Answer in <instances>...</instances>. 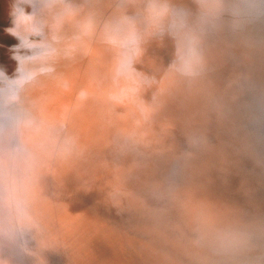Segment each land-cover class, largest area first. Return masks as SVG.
I'll return each mask as SVG.
<instances>
[{"label":"rangeland","instance_id":"374dc122","mask_svg":"<svg viewBox=\"0 0 264 264\" xmlns=\"http://www.w3.org/2000/svg\"><path fill=\"white\" fill-rule=\"evenodd\" d=\"M68 1L71 0H36L37 3L35 5H38L39 8H36L37 11H34V6L30 4V2H27V0H0V41H4L5 43L2 42L4 44H9L6 50H10L7 52H4V49L0 50V73H3V75L1 74L2 76H0V97L2 95L3 98H1V103H3L1 104V107H7L3 112L4 114L7 112L5 115L9 114V111L6 110H9V108L12 110L13 108V111H16L19 118V122L16 125L18 136L15 132H12L13 135L11 134L14 136V139H17L18 146H15L17 142L12 145V141L7 143L8 145L5 144L7 119H3L5 123H1L2 126H0V157L2 161H10V164L13 167L12 172H5V175L4 173L1 175L0 171V176L5 177L4 180L2 179L3 185H0V204L2 203L4 207H7L6 210L8 211L6 219L3 220L4 222H2L0 218V236L7 233V231H12V234H14V232L17 233L23 230H28L36 239L39 238V243H42L43 248L40 249L41 252L44 253L46 245L52 247L53 244H56L57 246H60V251L65 253L62 258L64 260L68 258L69 264H156L158 261L157 264H202V259L198 256L201 249L198 243V241H200L198 236H200L202 237L201 239H204V248L212 252L211 261L207 264H264V0H229L231 6L236 7L233 8L234 10H231L230 3L227 2L228 0H219L217 3L220 5L222 3V5L225 6H220L217 3V5L214 6L215 4H213V7H210V12L212 11L213 14L206 18L205 24L201 30L193 28L194 31L183 30V28L176 25H167L166 23L170 19L169 16L171 15L174 18L175 14L176 16L178 15L177 13L180 9L179 12L191 9V5L196 6L198 9L201 6L206 5V1H209L210 3L213 0H167L171 5L169 4V7L166 8L161 5L159 0H142L141 2L140 0H138V2L136 0V7H131L130 4L131 1H134V3H131L132 5H135V0H126V3H124V1L122 3V0H120V2L117 0L115 2L116 4L114 3L113 6L111 5L113 10L117 11L115 14L120 15L121 13L118 11L121 12L122 10L130 15L131 20L124 19L122 16L123 18L120 20L123 21L124 19L125 24L124 22L115 19L113 20L115 22H113V24L106 23L108 26L105 24L104 26L102 25L105 29L98 24V21H94V25H98H96L97 29L99 26V29H101L97 30L95 28L97 34L93 35L97 36V38L100 36V41H102L103 38L102 43L108 42L109 39L112 40L109 41V43H106V47L101 45V42L99 41V47L101 46V49L103 46L105 49L107 48L106 50L102 49L104 51L101 50L102 54L100 52L102 60L104 59L108 61V58H110L111 55V60L108 62H111L113 60L112 58L117 56V59H115L118 60L119 63L120 61L124 62H121L120 65L126 63L124 66L118 64L120 66L118 68H124V70L127 71L125 74L130 73L127 77L131 78H127L125 81L123 79L124 77L120 76L122 80H118L119 76L115 75L118 76L115 77V80L118 78V81H116L118 83L120 82V85L121 81L123 84H127L129 81L131 83L130 85L133 87L125 84L127 86L126 89L125 85L118 87L119 84L117 83L118 85L115 87L120 90V93L118 94H123L124 96L121 100L106 97L105 100L109 105L111 104L110 106L107 105V102H104L106 105L101 102L102 100L105 101L104 99L94 100V97L96 96L93 97V95H91V97L89 95V97L93 98V100H91L94 101L92 102V104H94L93 106L91 104L92 107L89 105L90 103L88 104V107L91 109H88V115L80 117L84 124H78V129L76 127L73 129V124L66 125L65 120L62 118L61 120L57 117H51L52 115L48 116L49 111L54 112L56 108V105L54 104L56 103L53 101L54 99L51 98V92L47 88L48 81L44 80L49 77H45L46 75L43 74V72L51 69V63L57 58L59 59V55L63 54L65 57L69 54V51L66 50V47L64 46V40L66 41L68 37L71 36L70 34H73V32L78 30L79 32L77 31L76 34H78V36L79 34L82 35L81 37H78L79 40L77 39L78 45L79 43L82 44L85 39L87 40L89 36L91 37V33H89L86 23L79 16V10L82 7L84 0ZM21 3L25 4V9L15 10ZM150 3L152 5H149ZM74 4L77 5L76 9L74 8ZM154 4H156L157 8ZM251 4L255 10L252 9ZM52 6L54 7L52 8ZM64 6L65 9L63 10ZM108 7L110 6H107L106 8ZM159 7L160 13L158 11ZM220 7H223V9ZM255 7H257L258 10ZM49 8L50 11L47 13ZM71 8L73 9L71 10ZM152 8L157 9H153L156 11V13L154 12L155 14H153L155 16L152 15ZM213 8H217L218 13L217 10ZM40 9H45L46 12ZM164 9L171 14H168L169 16H167ZM251 9L252 12L254 11L255 13L252 14ZM59 10L62 12L61 14ZM136 10L138 12H136ZM139 10H143L141 11L142 13ZM147 10L150 11V15ZM225 10L226 12H223ZM63 11L66 12L63 13ZM132 11L135 12V14ZM219 11H221V14ZM248 11L251 14H247ZM145 12L147 13V17L146 15L144 16ZM67 13L70 15L67 16ZM209 13H207V15ZM255 14L258 18H256ZM26 15H29L32 20L34 19V21H32L34 23L31 27L33 29L30 28V30L28 29L26 30L27 32H25L26 36L28 35L26 41L30 40V43L25 42V38L23 41H18V45L22 43L19 47L17 45V40L15 39V34L16 31L20 30L19 24H21L22 28H26ZM140 15L144 16L145 19L140 17ZM260 15L262 16L260 17ZM150 16L153 17V19H151ZM44 17L47 20H45ZM49 17L53 19L50 20ZM64 17L68 18L64 19ZM93 19L97 20V17L94 16ZM163 19L164 21L162 23ZM44 20L50 22V24ZM128 20L132 21V24L131 22L129 23ZM153 20L158 23H153ZM82 21L84 22V26L82 25L83 27H75V23L78 24ZM159 21L161 23H159ZM73 22L75 23L72 25L71 23ZM227 22V27H230L227 28L228 31L232 28L229 33H233V40L236 41V39H238L239 41H236L237 45L234 43L235 41L232 42L233 40L229 43L226 29ZM152 23L154 25H152ZM220 23H222L223 26ZM248 23L252 24V26H249ZM13 24L16 27H13ZM239 24H242L241 27ZM71 25L74 29L71 31L72 33L70 32L72 29ZM109 25H111V27ZM243 25H245V27H243ZM49 26H51L50 29H48ZM116 26L119 28L117 29ZM126 26H130V29H128V27L126 28ZM246 26H249L247 30H245ZM51 28L52 30L54 29V31H52ZM80 28H82V31ZM147 28L150 30L148 31ZM170 28L175 29L174 33L170 32L173 33L174 37H170L168 34ZM67 29L68 32H70L69 35L67 34ZM122 29H125L123 30V33H121ZM225 29L226 32L224 31ZM5 30L6 32H4ZM126 30L128 31L127 34H125ZM145 30L146 32H144ZM62 31L65 32L62 33ZM106 31L110 34L109 36L113 34L108 40L106 39L108 36ZM99 33H103L104 36L106 35L105 38ZM222 34L227 36L226 39L228 40V43ZM83 35L85 36L84 39ZM143 35L145 37H143ZM116 37L117 39H115ZM148 37V42L150 44H155L154 47H146L145 42H141L144 38L147 39ZM80 38L84 41L80 42ZM172 38L175 39L173 43L170 41ZM59 39L61 43L60 41L58 42ZM115 40H117V43L119 42V46L122 42L123 44L118 48ZM31 41L34 42L33 45ZM131 41H134L135 48H132ZM14 42L16 43L13 44ZM140 42L142 44H140ZM77 43H75V46L78 47ZM125 43H127V45L124 46ZM168 45L171 47H168ZM2 46L3 45L0 43V47ZM107 46L114 48H111L110 50ZM126 46H128V48H126ZM48 47L49 49H47ZM12 48H16L14 49L15 53L17 51H24V54L26 53L25 55L28 58L24 60L22 67L24 68L30 63L31 66L36 68L37 72L33 75L29 74V76L35 80V83H38L39 88H37L36 84H28L30 81L27 82L24 79L10 80L11 75L20 72L18 66L20 63L13 65L12 60L16 62L17 59H15L16 55H14L13 50H11ZM117 49H121L123 52H120V50ZM148 49L151 52H149ZM152 49H154V51ZM113 50L116 54L113 53ZM109 51L114 55L111 53L108 55ZM78 52L83 54L84 50L80 49ZM126 52L127 55L123 56L126 61L123 60V57H118V53L122 56L123 54H126ZM135 54L138 55L135 57ZM147 56L152 59L147 58ZM139 59L141 60L140 62ZM40 61L41 63H39ZM143 61L144 63H142ZM129 63H133L132 66H130ZM99 64L104 66L102 62ZM152 64L154 65L151 66ZM147 66L149 68H147ZM118 68L117 70L115 68L116 72L118 71ZM236 68L239 71V68H241L242 71L245 70L244 73L246 72L245 68H248L246 74L248 73V70L250 72L252 70L255 71L251 72L250 75L248 74L249 76L247 75L248 77H246L250 78L247 82H249L251 78L252 80L254 79V85L252 82L247 84L246 79H243L245 75L240 77L239 71H237ZM128 69H130V72H128ZM21 70L25 71L24 69ZM62 71L63 70L60 72ZM155 71V75H146L144 73H155ZM60 72H57V75L61 74ZM233 72H236L235 74L237 76L235 77L239 79L233 77V75H235ZM253 73L255 74L251 75ZM142 76H147V78L151 76L155 80H152V82H142L140 79ZM164 76L167 78H164ZM226 76L228 78L230 77L232 80L230 78L227 79ZM1 77L4 78V80ZM233 78H235V80ZM102 79H104L103 81L107 80L105 76H103ZM240 79L241 82L244 81V84H242L243 82H239ZM8 80L9 83L5 85L4 82ZM228 80L231 83L228 82ZM236 80L239 81L237 82ZM67 81L68 80L65 81V84ZM108 81L109 78L106 81V84L109 85H107L108 88L112 86L114 87L115 83L112 85L109 84L110 82ZM159 81L161 83H159ZM255 81L259 83L262 81L263 84L257 82L256 84ZM232 82L237 83H233L232 85ZM249 84H252L253 86L250 85L248 88L245 87ZM19 86H24L25 91L24 89H21L8 92L11 99L8 94L6 96L5 93L2 92V87L5 89H11ZM115 87L113 89H116ZM140 87L143 90H141ZM131 89L132 92L130 94L134 93L133 95H137V93H139L138 95L140 96L137 95L138 98L136 100L138 102L136 100L129 101L128 103L131 104L129 107L127 99L125 102V98H127L125 97V94L126 91ZM133 89L134 91H140L135 93ZM142 91L144 93H142ZM42 92H45V95L50 92L47 95V99ZM13 94L15 96H13ZM39 94L41 97L38 100V97L40 96ZM31 95H33V97ZM34 95L35 97L37 96V99L34 98ZM12 98L15 100L13 101ZM43 98L44 100H41ZM30 99H33L35 102ZM96 100L100 103L96 102ZM16 101H18V104L20 105H18ZM41 101H45L46 106L41 105ZM135 102L141 105L142 108L139 109ZM112 103H115V105H112ZM95 104H97L96 107ZM123 105L124 107H122ZM12 106H14L15 109ZM35 106H37L36 109L34 108ZM40 106H43V112H41L42 108ZM48 106H51L52 109ZM136 107L137 109H135ZM117 108L119 110H117ZM156 108L158 112H156ZM130 109L133 110L131 111ZM44 111H47L45 112L47 115ZM95 111L98 115L94 114ZM105 111L106 113L108 112L106 116L107 118L105 117ZM122 111L124 115L122 114ZM99 112L101 113L99 114ZM37 113L38 115L42 113L43 118L42 116H38ZM116 113H118L117 115L119 117ZM120 113L123 116H121ZM111 114H113L112 117L110 116ZM127 114H130L131 116H128ZM139 114L140 118H138ZM124 116L125 118L129 117L131 119H125L123 118ZM90 117H92L95 122H93V119ZM108 118L111 120L109 121ZM56 120H60L62 123L60 127L62 128L61 131H66L62 133L60 131L61 134H59L63 136L64 141H61L62 136L61 138L58 137V133H55V135L51 132L52 127L50 126V122ZM102 120L104 122L100 125ZM76 121H79V118H77ZM142 121H144V124ZM112 122L116 123L112 125ZM139 122L141 124H139ZM93 123L96 125H93ZM86 125L89 129H87L88 127ZM91 127L92 129H90ZM94 127L97 130L94 129ZM132 127L136 129H133ZM98 130L100 131L98 132ZM82 131H86V134L82 133ZM75 132L78 134H75ZM160 134L162 135L160 136ZM83 135H85L86 139ZM72 136L80 137V140L82 141L77 139V137L73 138ZM134 140H136V142H134V144L130 143L132 145L130 150L124 152L121 148V146L124 148V142L128 143ZM159 140L161 141L159 142ZM120 142L123 143L120 144ZM80 146H83V148ZM133 146L137 149L136 151L132 150ZM46 149L49 151L46 152ZM12 154L16 156L17 159H13L15 157H13ZM117 164H119V166H117ZM93 167L96 170H94ZM16 172L18 173L17 177L15 176ZM202 172L212 174L219 187L217 191L219 192L220 201L216 204L215 218L217 220L212 221L214 224L208 221L205 213V218H202V220L200 219L201 216H199V214H202L203 210L200 207L201 205L198 204V201H196V199L199 198L196 195L188 193V190H194L195 187L200 185L201 182L199 181L198 176H200ZM93 178L94 181L92 180ZM46 181L50 183V186L56 188V194H48V192H44L45 188L42 190ZM12 185H14V188H12ZM155 188H157V191L159 192L154 193L157 197L154 199L159 200L160 204L152 206L150 204L152 198L149 199L152 196L149 193H152L151 191ZM2 189H4V191H1ZM105 190H108V193ZM105 193H107L108 196H106ZM109 193L112 194L110 195ZM170 195L175 196V198L180 199V201H174V203L170 205ZM80 196H92L93 200L88 201V203H78L77 201ZM111 196H115L116 198ZM99 197H104L106 199L104 200V198ZM146 197L149 198L146 199ZM111 198H113V200ZM108 199L110 200L108 201ZM114 201L116 204H114ZM117 204L119 207H114ZM132 204H135V206H132ZM148 206L152 207L153 210ZM139 207L140 209H138ZM190 207L193 209H189ZM195 207H197V210ZM106 209L109 210L107 211ZM208 209L210 210L211 208ZM39 210L41 211L40 213ZM42 211L44 212L42 213ZM134 211H136L137 215ZM47 217H52V221L50 222V218ZM126 218L127 220H125ZM155 218L159 220V226H156V230L164 237H161L154 232L155 225L152 222V219ZM167 221H169L170 226L165 224ZM195 221H203V223L207 222L206 225L209 223L208 226L212 223V229H210V231L207 229L206 232L198 230ZM173 230L175 231L174 236ZM119 231H122V233ZM207 232L210 233L208 234ZM48 239H51L52 242H50V244L44 243V241ZM161 239L164 240L160 241ZM157 244L160 246L157 247ZM161 246L163 247L160 248ZM172 250L174 251L172 252Z\"/></svg>","mask_w":264,"mask_h":264},{"label":"bare ground","instance_id":"6f19581e","mask_svg":"<svg viewBox=\"0 0 264 264\" xmlns=\"http://www.w3.org/2000/svg\"><path fill=\"white\" fill-rule=\"evenodd\" d=\"M51 1V0H50ZM72 1V0H71ZM71 1H68V2H71ZM75 1V0H74ZM73 1V2H74ZM77 1V0H76ZM117 0H84V3L82 4V7L80 8V10H79V16L81 17V19L86 23V25H87V27H88V30H89V33H91V37L89 36H87L88 37V39L86 40L85 39V41L84 40H81V38H80V42L81 41H84V42H82V44H80L79 43V45H78V43H77V39L79 40V38L78 37H81L82 35L81 34H79V36H78V34H76V32L78 31H75V32H73V34H70V32L71 31H73L74 29H73V24L75 23V22H73V23H71L72 25V29L70 30V32H68V29H67V34L69 35H71L70 37H68V39L65 41L64 40V46L66 47V50H68L69 51V54H67L65 57H64V55L62 54V55H59V54H57V55H59V59L57 58L56 60H54L52 63H51V69L50 70H47V71H45V72H43V74H45L46 76L45 77H49L48 79L47 78H45L44 80H46V81H48V86H47V88L49 89V91L51 92V98H53L54 100L53 101H55V103L56 104H54V105H56V108H55V110H54V112L53 111H49V113H48V116H50V115H52L51 117H57V118H62V119H64L65 120V124L66 125H71V124H73V129L76 127L77 129H78V124H80V125H82V124H84L83 123V120H81L80 119V117H83V116H85V115H88V109H91V108H89L88 106L90 105L91 106V104H92V102H94V101H92L93 100V98H91L92 96L91 95H93V97L94 96H96V97H94V100L95 99H104L105 100V98L107 97V98H110V99H112V98H115V99H117V100H121L122 98H123V94H121V95H119L118 93H120V90H118L116 87H117V85L120 83H118L117 81L118 80H120L121 79V77L120 76H122V77H124L123 79L126 81V79L127 78H129V77H127L128 75H130V73H128V74H125V72H127V71H125L124 70V68H118V67H120V66H122V65H120L121 64V62L122 61H120V63L118 62V60H116L117 58V56L114 58H112L113 60L111 61V62H108L109 60H111V55H110V51L108 52L109 54L108 55H110V58H108V61H106V60H102V55H100V52H101V50L102 49H104V50H106L105 49V47H106V43H109V41H112L111 39H109L108 40V38H110V37H112V35L111 36H109L110 34H108L107 33V31H106V34H108V36L106 37V39L108 40V42H103V43H105V44H103L102 43V41H103V38H102V41H100V39H99V37L97 38V36H95L96 34H97V31H96V29H97V27H96V25H94V21H98V24L101 26V27H103L104 26V24L106 25V23H112L113 24V20H120V19H122L123 17H124V19H130V15L128 14V13H126V12H124V11H122L121 10V12L120 11H118L119 13H121L120 15H117V14H115L117 11H114L113 10V8L111 7V5L113 6V4L116 2ZM123 1H124V3H126V0H122L121 2L123 3ZM129 1V0H128ZM142 0H140V2H141ZM147 1V0H146ZM152 1V0H151ZM171 1V0H170ZM184 1V0H183ZM219 0H213L212 1V5L213 4H215L214 6H216L217 4L218 5H220L219 3H217ZM226 1V0H225ZM225 1H224V3H225ZM236 1H238V0H236ZM243 1V0H242ZM248 1V0H247ZM256 1V0H255ZM80 2V1H79ZM119 2H120V0H119ZM132 2V1H131ZM130 2V4H131V7H136L137 5V3H136V0H135V5H132V3H134V1L131 3ZM137 2H138V0H137ZM159 2L161 3V5L163 6V7H169V4L171 5V3L170 2H168L167 0H159ZM177 2V1H176ZM228 3H230V1L228 0L227 1ZM232 2V1H231ZM252 2V1H251ZM254 2V1H253ZM37 3V2H36ZM48 3V2H47ZM76 3V2H75ZM82 3V2H81ZM118 3V2H117ZM149 3V2H148ZM152 3V2H151ZM149 4V5H152V4ZM154 3V2H153ZM182 3V2H181ZM217 3V4H216ZM220 3H221V1H220ZM241 3V2H240ZM248 3V2H247ZM38 4H40V3H38ZM69 4H71V3H69ZM116 4V3H115ZM140 4V3H139ZM138 4V5H139ZM173 4V3H172ZM175 4V3H174ZM235 4V3H234ZM250 4V3H249ZM249 4H248V6H249ZM253 4V3H252ZM252 4H251V7H252V9H253V6H252ZM255 4H256V2H255ZM255 4H254V6H255ZM49 5V4H48ZM67 5V4H66ZM75 5V4H74ZM141 5V4H140ZM144 5V4H143ZM142 5V6H143ZM148 5V4H147ZM146 5V6H147ZM155 6H156V4H154ZM153 5V6H154ZM177 5H178V3H177ZM211 5V8L213 7ZM257 5H258V3H257ZM256 5V6H257ZM73 6V5H72ZM76 6L77 5H75V9H76ZM79 6V5H78ZM107 6H110V7H108V8H106ZM117 6V5H116ZM128 6V5H127ZM220 6H223L222 5V3H221V5ZM225 6V5H224ZM223 6V7H224ZM230 6H231V3H230ZM247 6V7H248ZM44 7V6H43ZM48 7H50V6H48ZM47 7V8H48ZM54 6H52V8H53ZM70 7H71V5H70ZM69 7V8H70ZM126 7V6H125ZM125 7H123V8H125ZM139 7V6H138ZM137 7V8H138ZM145 7V6H144ZM143 7V8H144ZM150 7V6H149ZM223 7L221 8V9H223ZM235 6H231V10L234 8ZM46 8V7H45ZM67 8H68V6H67ZM122 8V9H123ZM140 8H141V6H140ZM155 8V7H154ZM154 8H152V15L153 14H155L156 13V11H154V10H157V9H154ZM156 8H157V6H156ZM228 9H230L229 7H227ZM236 8V7H235ZM238 8V7H237ZM256 9H257V7H255ZM258 8H259V6H258ZM55 9H56V7H55ZM65 9V6H64V8H63V10ZM73 8H71V10H72ZM103 9V10H102ZM128 9V8H127ZM136 9V8H135ZM139 9V8H138ZM147 9V8H146ZM154 9V10H153ZM162 9V8H161ZM213 9H215V8H213ZM226 9V8H225ZM239 9V8H238ZM252 9H251V12H252ZM262 9V8H261ZM260 9V10H261ZM40 10H43V9H40ZM47 10V9H46ZM70 10V11H71ZM115 10H117V9H115ZM133 10V9H132ZM149 10H150V8H149ZM165 10V9H164ZM181 10V9H180ZM180 10H178V12L180 11ZM183 10V9H182ZM215 10H217V8L215 9ZM230 10V11H231ZM234 10V9H233ZM241 10V9H240ZM247 10H248V8H247ZM253 10H255V9H253ZM258 10V9H257ZM256 10V11H257ZM44 12H46L45 11V9L43 10ZM50 11V8L47 10V13ZM53 11V10H52ZM52 11H51V13H52ZM56 11V10H55ZM69 11V10H68ZM128 11V10H127ZM129 11H130V8H129ZM135 11V10H134ZM140 12L141 11H143V10H139ZM148 11V10H147ZM159 13H160V7H159ZM166 11V10H165ZM242 11V10H241ZM42 12V11H41ZM59 12H60V10H59ZM58 12V13H59ZM64 12H66V11H63V13ZM78 12V11H77ZM133 12V11H132ZM136 12H138L137 10H136ZM139 12V13H140ZM150 11H148V13H149ZM155 12V13H154ZM169 12V11H168ZM167 11H166V13H167V16H169L170 14L168 13ZM221 11H219V13H220ZM223 12H226V10L225 11H223ZM261 12V11H260ZM12 13H14V12H12ZM43 13V12H42ZM56 13V12H55ZM62 12H60V14H61ZM75 13V12H74ZM105 13V14H104ZM118 13V14H119ZM134 14H135V12H133ZM139 13H136V14H139ZM142 13V12H141ZM162 13V12H161ZM165 13V12H164ZM217 13H218V10H217ZM216 13V14H217ZM228 13V12H227ZM250 12L248 11V13L247 14H249ZM253 13H255L254 11L252 12V14ZM258 13V12H257ZM46 14V13H45ZM78 14V13H77ZM103 14V15H102ZM106 14H107V16H106ZM134 14H131V15H134ZM147 13L145 12V14H144V16L146 15ZM151 13H149V15H150ZM169 14V15H168ZM221 14V13H220ZM224 14V13H223ZM222 14V15H223ZM246 14V13H245ZM251 14V13H250ZM262 14V13H261ZM50 15V14H49ZM48 15V16H49ZM57 15V14H56ZM68 15H70V14H68L67 13V16ZM142 15V14H141ZM140 15V17H143L144 18V16H141ZM151 15V16H152ZM156 15H159V14H156ZM162 15V14H161ZM161 15H160V17H161ZM217 15H219V14H217ZM228 15V14H227ZM263 15V14H262ZM262 15H260V17L262 16ZM46 16V15H45ZM51 16V15H50ZM54 16H55V14H54ZM59 16H61V15H59ZM97 17V20H95V19H93V17ZM123 16V17H122ZM138 16V15H137ZM150 16V17H151ZM153 16H155V15H153ZM221 16V15H220ZM225 16V15H224ZM248 16V15H247ZM255 16H256V18H258V16L255 14ZM27 19L25 20V24H27V26H26V28H22V26H21V24H19V27H20V30H18V31H16V34H15V39L17 40V45H18V41H23L25 38V42H29L30 43V40L29 41H26L27 40V38H28V35L26 36V33L25 32H27L26 30H30V28L32 27V24L34 23V22H32V21H34V19L32 20L31 19V17L29 16V15H26L25 16ZM53 17V16H52ZM146 17H147V15H146ZM150 17H149V19H150ZM169 17H172L171 15L169 16ZM175 17H176V14H175ZM226 17V16H225ZM229 17V16H228ZM227 17V18H228ZM230 17H231V14H230ZM246 17V16H245ZM45 18V17H44ZM50 18V17H49ZM48 18V19H49ZM55 18V17H54ZM66 18H68V17H66ZM65 17H64V19H66ZM136 18V17H135ZM142 18V19H143ZM163 18V17H162ZM168 18V17H167ZM51 19H53V18H50V20ZM58 19V18H57ZM124 19H123V21L122 20H120V21H122V22H124V24H125V21H124ZM141 19V20H142ZM145 19V18H144ZM151 19H153V17H151ZM156 19H157V17H156ZM155 19V20H156ZM165 19V18H164ZM164 19L162 20V23H163V21H164ZM169 19V18H168ZM174 19V18H173ZM229 19H231V18H229ZM246 19V18H245ZM244 19V20H245ZM45 20H47L46 18H45ZM44 20V21H45ZM55 20V19H54ZM72 20V19H71ZM131 20V19H130ZM130 20H128L129 21V23L131 22V24H132V21H130ZM136 20H137V18H136ZM226 20V19H225ZM248 20V19H247ZM259 20V19H258ZM49 21V20H48ZM76 21H78V20H76ZM81 22V23H75L76 24V26L75 27H77V26H80V27H83L84 25V22ZM150 21V20H149ZM148 21V22H149ZM157 21H158V19H157ZM157 21H155L154 22V20H153V23H155L156 24V22ZM169 21V20H168ZM241 21H242V19H241ZM19 22H22V21H19ZM45 22H47V21H45ZM52 22V21H51ZM69 22H70V20H69ZM69 22H68V24H69ZM127 22V21H126ZM136 22H138V21H136ZM141 22V21H140ZM143 22H145V21H143ZM152 22V21H151ZM214 22V21H213ZM217 22H219V21H217ZM230 22V21H229ZM240 22V21H239ZM243 22V21H242ZM249 22V21H248ZM48 24H50V22H47ZM47 23H45V24H47ZM53 23V22H52ZM51 23V24H52ZM115 23V22H114ZM128 23V22H127ZM146 23V22H145ZM152 23V25H154ZM158 23V22H157ZM159 23H161L160 21H159ZM222 23H223V21H222ZM222 23H220L222 26H223V24ZM59 24V23H58ZM65 24V23H64ZM133 24H135V23H133ZM139 24V23H138ZM151 24V23H150ZM236 24V23H235ZM249 24V23H248ZM248 24H245V25H248ZM260 25H262L261 23H259ZM258 24V25H259ZM56 25V24H55ZM83 25V26H82ZM103 25V26H102ZM116 25V24H115ZM120 25V24H119ZM118 25V26H119ZM126 25H129V24H126ZM137 25V24H136ZM140 25V24H139ZM144 25V24H143ZM158 25V24H157ZM160 25V24H159ZM227 25H228V22H227V24H226V29L227 28H230V27H227ZM242 25V24H241ZM241 25L239 24V26L241 27ZM245 25H243V27H245ZM35 26V25H34ZM46 26V25H45ZM44 26V27H45ZM59 26V25H58ZM98 26V25H97ZM99 26V27H100ZM106 26H108V25H106ZM110 27H111V25H109ZM122 26V25H121ZM130 26H132V25H130ZM130 26L128 27V26H126V28L128 27V29H130ZM161 26V25H160ZM159 26V27H160ZM221 26V27H222ZM230 26V25H229ZM249 26H252V24H249ZM248 26V27H249ZM13 27H16L14 24H13ZM18 27V28H19ZM40 27V26H39ZM50 27L51 26H49V28L48 29H50ZM99 27H98V29H99ZM109 27V28H110ZM125 27V26H124ZM135 27V26H134ZM145 27V26H144ZM144 27H143V29H144ZM148 27V26H147ZM164 27V26H163ZM180 27V26H179ZM220 27V26H219ZM247 26H246V29L245 30H247V28H248ZM260 27V26H259ZM53 28V27H52ZM52 28H51V30H52ZM55 28V27H54ZM58 28V27H57ZM85 28V27H84ZM96 28V29H95ZM104 28V27H103ZM116 28L118 29L119 27H117L116 26ZM121 28H123V27H121ZM125 28V29H126ZM132 28V27H131ZM137 28V27H136ZM151 28V27H150ZM165 28V27H164ZM8 29V28H7ZM31 29H33V28H31ZM56 29V28H55ZM77 29V28H76ZM81 29V31H82V28H80ZM79 29V30H80ZM97 29V30H98ZM101 29V28H100ZM99 29V30H100ZM105 29V28H104ZM110 29H112V28H110ZM124 29V30H125ZM145 29H146V27H145ZM154 29H155V26H154ZM226 29L224 30L225 32H226ZM250 29V28H249ZM248 29V30H249ZM261 29V28H260ZM36 30V29H35ZM46 30H47V28H46ZM64 30V29H63ZM107 30V29H106ZM139 30H141V29H139ZM147 30H148V28H147ZM150 30V29H149ZM148 30V31H149ZM152 30H153V27H152ZM232 30V28L231 29H229V31H231ZM241 30H243V29H241ZM244 30V31H245ZM52 31H54V29L52 30ZM51 31V32H52ZM57 31H60V30H57ZM116 31V30H115ZM229 31H228V29H227V35H228V40H229V43H230V41L231 40H233V33L231 34V32L229 33ZM65 32V31H64ZM63 31H62V33H64ZM79 32V31H78ZM99 32H104V31H99ZM127 30H126V33L125 34H127ZM136 32V31H135ZM144 32H146V30L144 31ZM144 32H142V33H144ZM242 32V31H241ZM36 33V32H35ZM45 33H46V31H45ZM48 33V32H47ZM72 33V32H71ZM110 33V32H109ZM121 33H123V29L121 30ZM224 33V32H223ZM245 33V32H244ZM14 34V33H13ZM28 34V33H27ZM30 34V33H29ZM84 34V33H83ZM93 34H95V35H93ZM99 34H101V33H99ZM131 34V33H130ZM133 34V33H132ZM229 34H231V35H229ZM247 34H248V32H247ZM11 35V34H10ZM45 35H47V34H45ZM49 35V34H48ZM51 35H52V33H51ZM60 35V34H59ZM86 35V34H85ZM90 35V34H89ZM103 35V33L101 34V36ZM123 35V34H122ZM121 35V36H122ZM134 35V34H133ZM145 35V34H144ZM143 35V37H145ZM148 35V34H147ZM223 35V34H222ZM222 35H220V36H222ZM225 35V34H224ZM223 35V36H224ZM31 36V35H30ZM58 36V35H57ZM61 36H63V35H61ZM106 36V35H105ZM105 36L103 35V37L105 38ZM231 36V37H230ZM264 36V35H263ZM48 37V36H47ZM51 37V36H50ZM84 35H83V39H84ZM120 37V36H119ZM124 37V36H123ZM158 37H160V36H158ZM225 38V40L227 41V43H228V40L226 39V37L227 36H224ZM61 38V37H60ZM120 38H122V37H120ZM127 38V37H126ZM130 38V37H129ZM134 38V37H133ZM149 38V37H148ZM230 38H232V39H230ZM234 38H236V37H234ZM239 38V37H238ZM31 39V38H30ZM58 39V38H57ZM64 39H66V38H64ZM115 39H117V37L115 38ZM125 39V38H124ZM123 39V40H124ZM132 39V38H131ZM142 39V38H141ZM145 39V38H144ZM223 39V38H222ZM63 40V39H62ZM126 40V39H125ZM124 40V41H125ZM128 40V39H127ZM140 40V39H139ZM158 40V39H157ZM164 40V39H163ZM60 41V39L58 40V42ZM101 43H100V42ZM118 41H119V39H118ZM137 41V40H136ZM143 41L144 40H142L141 42L143 43ZM155 41H156V38H155ZM222 41H224V40H222ZM225 41V42H226ZM235 40H233L232 42H234ZM236 41H238V39H236ZM234 42V43H236V45H237V42ZM36 42V41H35ZM50 42H51V40H50ZM55 42V41H54ZM127 42V41H126ZM132 42V41H131ZM140 42V44H142ZM239 42V41H238ZM243 42V41H242ZM60 43H61V41H60ZM75 43H77V45H78V47L77 46H75ZM98 43V44H97ZM101 45H104L103 47H102V49L99 47V45L100 44ZM111 43V42H110ZM117 43V42H116ZM119 43V42H118ZM117 43V45H118V48L121 46V44H123V42L120 44V46H119V44ZM129 43H130V40H129ZM167 43V42H166ZM22 44V43H21ZM20 44V45H21ZM139 44V43H138ZM240 44V43H239ZM20 45H18L19 47H20ZM30 45V44H29ZM32 45H33V43H32ZM31 45V46H32ZM36 45V44H35ZM60 45V44H59ZM109 45V44H108ZM125 45H127V43H125L124 44V46ZM144 45V44H143ZM143 45H141V46H143ZM167 45V44H166ZM225 45V44H224ZM233 45H235V44H233ZM16 46V45H15ZM28 46V45H27ZM110 46H111V44H110ZM114 46V45H113ZM159 46H160V44H159ZM170 45H168V47H169ZM13 47V46H12ZM34 47V46H33ZM52 47H53V45H52ZM108 47V46H107ZM171 47V46H170ZM111 48H114V47H111ZM111 48L110 47H108V49H110L111 50ZM116 48V47H115ZM122 48H123V46H122ZM125 48V47H124ZM126 48H128V46H126ZM131 48V47H130ZM133 48V47H132ZM47 49H49V47L47 48ZM60 49H61V47H60ZM84 50V53L82 54V53H80V52H78L79 50ZM141 49H143V48H141ZM145 49V48H144ZM237 49V48H236ZM77 50V51H76ZM104 50H102V51H104ZM117 50H120V52H123V50L121 51V49H117ZM126 50H128V49H126ZM135 50V49H134ZM149 50V49H148ZM153 51H154V49H152ZM34 51V50H33ZM58 51V50H57ZM137 51V50H136ZM139 51V50H138ZM143 51V50H142ZM238 51V50H237ZM240 51H241V48H240ZM107 52V51H106ZM116 52V51H115ZM128 52V51H127ZM127 52H126V54H121L122 56H120L119 55V53H118V57H123V56H125V55H127ZM145 52H148V51H145ZM149 52H151L150 50H149ZM12 53V52H11ZM19 53H21V54H19ZM113 53H114V50H113ZM125 53V52H124ZM134 53V52H133ZM139 53V52H138ZM239 53H241V52H239ZM17 54V55H16ZM26 54V53H25ZM25 54H24V51H17L16 53L14 52V55H16L15 57V59H17L16 60V62L15 61H13L12 60V62H13V65H15V64H18V63H20V64H18V66H19V70H20V72L19 73H17V74H14V75H11L10 76V80H26L27 82L28 81H30L28 84H30L31 83V85L33 84H36L37 85V88H39L38 87V83H35V80H33L32 78H31V76H29V74H35L36 72H37V70H36V68L35 67H33V66H31V64L29 63V65L27 66L26 65V67H22L23 66V64H24V60L25 59H27L28 57L27 56H25ZM101 54H102V52H101ZM112 54V53H111ZM114 54H116V53H114ZM114 54H112V55H114ZM263 54V53H262ZM261 54V55H262ZM56 55V54H55ZM99 55V56H98ZM105 55H107V54H105ZM132 55V54H131ZM138 54H135V57L137 56ZM145 55V54H144ZM146 55H148V54H146ZM44 56V55H43ZM101 56V57H100ZM128 56H129V54H128ZM106 57V56H105ZM134 57V58H135ZM155 57V56H154ZM159 57V56H158ZM262 57V56H261ZM30 58H32V57H30ZM49 58V57H48ZM139 58V57H138ZM147 58H150V59H152L151 57H148L147 56ZM9 59V58H8ZM98 59V60H97ZM100 59V60H99ZM107 59V58H106ZM120 59V58H119ZM133 59V58H132ZM143 59V58H142ZM157 59V58H156ZM246 59V58H245ZM4 60H6V59H4ZM123 60H125L124 59V57H123ZM128 60V59H127ZM135 60V59H134ZM32 61V60H31ZM52 61V60H51ZM108 62V63H106V62ZM126 61V60H125ZM133 61V60H132ZM141 60L139 59V62H140ZM153 61V60H152ZM157 61V60H156ZM6 62V61H5ZM103 63L104 64V66H101V64H99V63ZM131 62V61H130ZM145 62H146V59H145ZM158 62V61H157ZM241 62V61H240ZM39 63H41V61L39 62ZM48 63H50V62H48ZM122 63H124V62H122ZM136 63V62H135ZM142 63H144V61L142 62ZM153 63H155V62H153ZM22 64V65H21ZM102 64V65H103ZM120 66H119V65ZM126 64V63H125ZM124 64V65H125ZM130 64V66H132V64L133 63H129ZM128 64V65H129ZM118 65V66H117ZM123 65V66H124ZM150 65V64H149ZM154 64H152L151 66H153ZM156 65V64H155ZM3 66H5V65H3ZM129 66V67H130ZM223 66V65H222ZM115 68H116V70H117V68H118V71L116 72V70H115ZM147 68H149L148 66H147ZM147 68H146V70H147ZM158 68V67H157ZM225 68V67H224ZM21 69H24L25 71H23V70H21ZM133 69V68H132ZM141 69V68H140ZM237 69V68H236ZM240 69V71L237 69V71H239V76L241 77L242 75L244 76L245 75V77L243 78L244 80L246 79V82H247V80H249L250 78H246V77H248L249 75H250V73L251 72H255V71H249L248 70V73L246 74V72H247V69L248 68H245L246 69V72L244 73V71L245 70H243L242 71V69L241 68H239ZM7 70V69H6ZM42 70V69H41ZM61 70H63L62 72H60ZM251 70V69H250ZM259 70V69H258ZM2 71V70H1ZM9 71V70H8ZM7 71V72H8ZM44 71V70H43ZM132 71V70H131ZM142 71V70H141ZM152 71V70H151ZM236 71V72H237ZM242 71V72H241ZM6 72V71H5ZM4 72V73H5ZM26 72V73H25ZM57 72H60L61 74H58L57 75ZM128 72H130V69H128ZM143 72V71H142ZM162 72V71H161ZM235 72V73H236ZM28 73V74H27ZM116 73V74H115ZM146 75H155L156 74V71H155V73H153V72H144ZM234 72H233V74H235ZM242 73H244V74H242ZM262 73V72H261ZM260 73V74H261ZM6 74V73H5ZM28 76H27V75ZM104 74V75H103ZM133 74V73H132ZM132 74H131V76H132ZM163 74V73H162ZM237 74H238V72H237ZM241 74V75H240ZM249 74V75H248ZM255 73H253V74H251V75H254ZM2 75H3V73H2ZM1 74H0V76H2ZM114 75V76H113ZM115 75H118L119 76V79L118 78H116V80H115V77H118V76H115ZM159 75V74H158ZM248 75V76H247ZM36 76V75H35ZM103 76H105L106 77V79L108 80V78H109V81L108 82H110L109 84H114V87L116 88V89H113L114 87L112 86V87H110V88H108V84H106V81H103L104 79H102V77ZM235 76H237L236 74L235 75H233V77H235ZM242 76V77H243ZM39 77V76H38ZM151 77V76H150ZM150 77H148L147 78V76H142L140 79H141V81L142 82H152V80H155L154 78H150ZM158 77V76H157ZM160 77V76H159ZM161 77H162V75H161ZM160 77V78H161ZM166 76H164V78H165ZM227 77V76H226ZM2 78V77H1ZM37 78V77H36ZM131 78V77H130ZM129 78V79H130ZM135 78V77H134ZM133 78V79H134ZM167 78V77H166ZM230 78V77H229ZM228 77H227V79H229ZM236 78V77H235ZM235 78H233L234 80H235ZM3 80H4V78H2ZM132 79V80H133ZM162 79V78H161ZM231 79V78H230ZM236 79H239V78H236ZM66 80H68L67 82H66V84H65V81ZM122 80V79H121ZM123 80V81H124ZM232 80V79H231ZM25 81V82H26ZM116 81V82H115ZM140 81V82H141ZM160 81H162V80H160ZM159 81V83H161ZM237 81V80H236ZM239 81V80H238ZM237 81V82H238ZM253 81H254V79L252 80V78H251V80L249 81L250 83L252 82L253 83ZM7 82V83H6ZM22 82V81H21ZM24 82V81H23ZM105 84H104V83ZM154 82V81H153ZM228 82H230L229 80H228ZM236 82V83H237ZM240 83H242V84H244V81H242L241 82V79H240V81H239ZM249 82H247V84L249 83ZM257 81H255V83H256ZM261 83H259V82H257V83H259V84H263L262 83V81H260ZM9 83V80L8 81H5L4 82V84L6 85V84H8ZM118 83V84H117ZM133 83V82H132ZM231 83V82H230ZM233 83H235V82H232V85H233ZM235 83V84H236ZM240 83H238V84H240ZM256 83V84H257ZM15 84H17V83H15ZM126 84V83H125ZM125 84H123L122 83V81H121V85L119 84V86L118 87H121V86H123V85H125ZM128 85H130L131 83L128 81V83H127ZM126 84V85H127ZM154 84V83H153ZM227 84V83H226ZM237 84V85H238ZM255 84V85H256ZM2 85V84H1ZM108 85V86H107ZM125 85V87H126V89H127V86ZM133 85V84H132ZM146 85V84H145ZM149 85V84H148ZM148 85H147V87H148ZM151 85V84H150ZM161 85V84H160ZM241 85V84H240ZM253 86L254 85V83H253V85L252 84H249V85H247V86H245V87H247L248 88V86ZM3 86V85H2ZM137 86V85H136ZM143 86V85H142ZM153 86V85H152ZM241 86H243V85H241ZM1 87V86H0ZM42 87V86H41ZM56 87V88H55ZM130 87H133V86H131L130 85ZM138 87H139V82H138ZM145 87V86H144ZM25 87L24 86H19V87H17V88H8V89H5L4 87H2V92L3 93H5V95L7 96V94H8V96H9V93L8 92H11V91H16V90H21V89H24ZM34 88V87H33ZM141 88V87H140ZM46 89V88H45ZM124 89V88H123ZM130 89V88H129ZM33 90V89H32ZM137 90V89H136ZM141 90H143L142 88H141ZM257 90V89H256ZM0 91H1V89H0ZM24 91H25V89H24ZM116 91H117V93H116ZM133 91H134V89H133ZM138 91H140V90H138ZM138 91H134L135 93H137ZM258 91V90H257ZM47 92V91H46ZM49 92V93H50ZM132 92V89L131 90H129V91H126V94H125V97H127V98H125V102H126V99L128 100L127 101V103L130 101H135L138 97H137V95L139 94V93H137V95H133L134 93H132V94H130ZM14 93H16V92H14ZM39 93V92H38ZM38 93H37V95H38ZM43 93V92H42ZM45 93V92H44ZM43 93V95L44 96H46V99H47V95L49 94H47V95H45ZM124 93V92H123ZM142 93H144L143 91H142ZM252 93V92H251ZM258 93V92H257ZM259 93H260V91H259ZM23 94V93H22ZM24 94H25V92H24ZM33 94V93H32ZM40 95V94H39ZM43 95H42V97H43ZM49 95V96H50ZM85 95V96H84ZM89 95L91 96V97H89ZM143 95V94H142ZM257 95V94H256ZM255 95V96H256ZM259 95V94H258ZM262 95V94H261ZM5 96V97H6ZM13 96H15L14 94H13ZM32 97H33V95H31ZM83 96V97H82ZM138 96H140V95H138ZM31 97V98H32ZM41 97V95L38 97V100H39V98ZM82 97V98H81ZM6 98H8V97H6ZM5 98V99H6ZM9 98L11 99V97L9 96ZM21 98V97H20ZM34 98L35 99H37V96L35 97V95H34ZM45 98V97H44ZM44 98L43 99H41V100H44ZM50 98V99H51ZM141 98V97H140ZM260 98H261V96H260ZM259 98V99H260ZM3 99V98H2ZM13 99V98H12ZM18 99V98H17ZM22 99V98H21ZM21 99H20V101H21ZM46 99H45V101H46ZM48 99H49V97H48ZM81 101H80V100ZM92 99V100H91ZM109 99V100H110ZM263 99H264V97H263ZM8 100V99H7ZM15 99H13V101H14ZM28 100V99H27ZM31 100V99H30ZM33 100V99H32ZM31 100V101H32ZM52 100V99H51ZM98 100H96V102H98V103H100ZM108 100V101H109ZM34 101V100H33ZM45 101H41V105H45ZM49 101V100H48ZM114 101V100H113ZM112 101V102H113ZM116 101V100H115ZM137 101V100H136ZM17 102V104H18V101H16ZM24 102H25V99H24ZM28 102V101H27ZM35 102V101H34ZM40 102V101H39ZM101 102H107L106 100L105 101H101ZM123 102V101H122ZM138 102V101H137ZM5 103V102H4ZM15 103V102H14ZM33 103V102H32ZM90 103V104H89ZM97 103V104H98ZM102 103V104H103ZM110 103V102H109ZM121 103V102H120ZM136 103V102H135ZM1 104H3V103H1ZM25 104H26V102H25ZM48 104H50V103H48ZM89 104V105H88ZM94 104V103H93ZM93 104H92V106H93ZM97 104H95V107H96V105ZM105 105H106V103H104ZM137 104V103H136ZM6 105V104H5ZM13 105V104H12ZM18 105H20V104H18ZM40 105V104H39ZM51 105V104H50ZM101 105V104H100ZM105 105H103V106H105ZM107 105H109L108 104V102H107ZM111 105V104H110ZM109 105V106H110ZM112 105H115V103L113 104L112 103ZM128 105H129V107H130V105L131 104H129L128 103ZM127 105V106H128ZM132 105H133V103H132ZM138 105V106H137ZM136 106L139 108V109H141L142 108V106L141 105H139V104H137ZM151 105V104H150ZM17 106V105H16ZM27 106V105H26ZM46 106V105H45ZM91 106V107H92ZM108 106V107H109ZM12 107H14V106H12ZM19 107V106H18ZM28 107V106H27ZM41 107V106H40ZM40 107H38V108H40ZM43 107V106H42ZM41 107V108H42ZM48 107H51V106H48ZM106 107V106H105ZM122 107H124V105L122 106ZM129 107H127V108H129ZM135 107V106H134ZM137 107L135 108V109H137ZM152 107V106H151ZM9 108V107H8ZM35 109L37 108V106H35L34 107ZM94 108V107H93ZM92 108V109H93ZM120 108V107H119ZM131 108H132V106H131ZM6 109H7V107H6ZM14 109H15V107H14ZM18 109V108H17ZM45 109V108H44ZM48 109V108H47ZM50 109V108H49ZM51 109H52V107H51ZM50 109V110H51ZM53 109H54V107H53ZM102 109H103V107H102ZM108 109V108H107ZM110 109H111V107H110ZM135 109H134V111H135ZM152 109V108H151ZM10 108H9V110H6V111H9L10 112ZM37 110H39V109H37ZM46 110V109H45ZM95 110V109H94ZM115 110V109H114ZM113 110V111H114ZM117 110H119L118 108H117ZM126 110H128V109H126ZM131 110V109H130ZM133 110V109H132ZM131 110V111H132ZM40 111H41V109H40ZM90 111V110H89ZM108 111H109V109H108ZM111 111V110H110ZM137 111V110H136ZM150 111H152V110H150ZM35 112V111H34ZM41 112H43V108H42V111ZM45 112H47V111H44V113ZM65 112V113H64ZM91 112V111H90ZM117 112V111H116ZM128 112H130V111H128ZM127 112V113H128ZM30 113V112H29ZM38 113H39V111H38ZM38 113H37V115H38ZM92 113V112H91ZM101 112H99V114H100ZM103 113H104V111H103ZM105 113H106V111H105ZM108 113V112H107ZM107 113H106V115H105V117L107 116ZM134 113V112H133ZM5 114H7V112L5 113ZM32 114V113H31ZM46 114V113H45ZM90 114V113H89ZM94 114H97L96 113V111L94 112ZM118 113H116V115H117ZM121 114V113H120ZM122 114L124 115V113H123V111H122ZM121 114V116H123ZM25 115V114H24ZM30 115V114H29ZM33 115V114H32ZM47 115V114H46ZM92 115V114H91ZM98 115V114H97ZM102 115V114H101ZM112 115L113 114H111L110 116L112 117ZM128 115V114H127ZM130 115V114H129ZM128 115V116H129ZM135 115H136V113H135ZM7 116V115H6ZM23 116V115H22ZM38 116H42V118H43V115H42V113L41 114H39ZM118 116V115H117ZM131 116V115H130ZM93 117V116H92ZM92 117H90V118H92ZM110 117V118H111ZM119 117V116H118ZM141 117H142V115H141ZM144 117V116H143ZM77 118H79V121H76L77 120ZM86 118V117H85ZM87 118H88V116H87ZM95 118V117H94ZM107 118V117H106ZM114 118V117H113ZM122 118V117H121ZM123 118H125V116L123 117ZM126 118H128L129 120L131 119V118H129V117H126ZM125 118V119H126ZM136 118V117H135ZM138 118H140V114H139V117ZM181 118V117H180ZM22 119H23V117H22ZM61 119V120H62ZM84 119V118H83ZM93 119V118H92ZM112 119V118H111ZM110 119V120H111ZM115 119H116V116H115ZM133 119V118H132ZM81 120V121H80ZM99 120V119H98ZM103 120H105V119H103ZM102 120V123H100V125L101 124H103V121ZM108 120H109V118H108ZM109 120V121H110ZM113 120V119H112ZM121 120V119H120ZM136 120H137V118H136ZM135 120V121H136ZM139 120V119H138ZM188 120V119H187ZM57 121V120H56ZM54 121V122H50V126L52 127V130H51V132L53 133V134H55V133H58V135L59 134H61L62 132H66V131H61V129L62 128H60L61 127V125H62V123L60 122V120L59 121ZM93 122H95L94 121V119L92 120ZM118 121H119V119H118ZM19 122V121H18ZM22 122V121H21ZM29 122H30V120H29ZM63 122V121H62ZM75 122V123H74ZM86 122V121H85ZM134 122V121H133ZM137 122V121H136ZM144 121H142V123H143ZM5 123V122H4ZM40 123V122H39ZM64 123V122H63ZM111 123V122H110ZM116 122H112V125H114ZM150 123V122H149ZM172 123V122H171ZM109 124V123H108ZM139 124H141L140 122H139ZM144 124V123H143ZM147 124V123H146ZM162 124V123H161ZM22 125L24 126V124L22 123ZM88 125V124H87ZM86 125V126H87ZM93 125H96L95 123H93ZM111 125V124H110ZM134 125H135V123H134ZM99 126V125H98ZM97 126V127H98ZM130 126V125H129ZM147 126V125H146ZM19 127V126H18ZM68 127V126H67ZM71 127V126H70ZM88 127V126H87ZM134 127V126H133ZM132 127V128H133ZM23 128H25V127H23ZM23 128H21V129H23ZM64 128V127H63ZM84 128V127H83ZM100 128V127H99ZM114 128V127H113ZM119 128H120V126H119ZM131 128V129H132ZM144 128V127H143ZM147 128V127H146ZM167 128V127H166ZM26 129V128H25ZM43 129V128H42ZM41 129V130H42ZM67 129V128H66ZM86 129V128H85ZM87 129H89V127L87 128ZM90 129H92V127L90 128ZM94 129H96L95 127H94ZM93 129V130H94ZM115 129V128H114ZM133 129H136V128H133ZM170 129V128H169ZM49 130V129H48ZM97 130V129H96ZM95 130V131H96ZM145 130V129H144ZM45 131V130H44ZM59 131V132H58ZM60 131H61V133H60ZM75 131V130H74ZM88 131V130H87ZM89 131H91V130H89ZM100 130H98V132H99ZM106 131V130H105ZM156 131V130H155ZM49 132H50V130H49ZM50 132V133H51ZM86 132V131H85ZM84 131H82V133H85ZM144 132H146V131H144ZM143 132V133H144ZM77 132H75V134H76ZM91 133V132H90ZM92 133H94V132H92ZM96 133H97V131H96ZM111 133V132H110ZM142 133V132H141ZM147 133H148V131H147ZM160 133V132H159ZM73 134V133H72ZM78 134V133H77ZM86 134V133H85ZM95 134V133H94ZM158 134V133H157ZM56 135V134H55ZM82 135V134H81ZM162 134H160V136H161ZM61 136L62 135H59L58 137H60L61 138ZM69 136H71V135H69ZM68 136V137H69ZM87 136H88V134H87ZM90 136V135H89ZM156 136V135H155ZM65 137H66V135H65ZM68 137H67V139H68ZM73 137V136H72ZM77 137V136H76ZM76 137H73V138H76ZM83 137L85 138V135H83ZM119 137V136H118ZM143 137H144V135H143ZM169 137V136H168ZM82 138V137H81ZM158 138V137H157ZM160 138V137H159ZM190 138V137H189ZM64 138H63V136H62V138H61V141H64L63 140ZM77 139H79L80 140V137L78 138L77 137ZM86 139V138H85ZM161 139V138H160ZM69 140V139H68ZM71 140H72V138H71ZM155 140V139H154ZM32 141V140H31ZM80 141H82V140H80ZM108 141V140H107ZM161 140H159V142H160ZM78 142V141H77ZM49 143V142H48ZM237 143V142H236ZM35 144V143H34ZM34 144H32V145H34ZM44 144H45V142H44ZM51 144V143H50ZM74 145H76V144H74ZM164 145V144H163ZM152 146V145H151ZM31 147V146H30ZM33 147V146H32ZM50 147V146H49ZM80 147H82L83 148V146H80ZM40 148V147H39ZM150 148V147H149ZM170 148V147H169ZM207 148V147H206ZM30 149V148H29ZM34 149H35V147H34ZM36 149H38V148H36ZM52 149V148H51ZM50 149V150H51ZM167 149V148H166ZM32 150V149H31ZM30 150V151H31ZM47 151L46 152H48L49 150L48 149H46ZM150 150V149H149ZM165 150V149H164ZM159 151H160V149H159ZM219 151V150H218ZM45 152V151H44ZM162 152H163V149H162ZM29 153V152H28ZM34 153V152H33ZM36 153H39V152H36ZM52 153V152H51ZM76 153H78V152H76ZM156 153V152H155ZM167 153V152H166ZM170 153V152H169ZM219 153V152H218ZM26 154V153H25ZM27 155V154H26ZM34 155H35V153H34ZM76 155H78V154H76ZM37 156V155H36ZM35 156V157H36ZM119 156V155H118ZM28 157V156H27ZM116 157V156H115ZM25 158V157H24ZM36 158H38V157H36ZM23 159V158H22ZM121 159H123V158H121ZM29 160V159H28ZM27 160V161H28ZM23 162H24V160H23ZM38 168V167H37ZM112 168V167H111ZM93 169H94V167H93ZM114 169V168H113ZM24 170V169H23ZM23 170H20V171H23ZM94 170H96V169H94ZM19 171V170H18ZM17 171V172H18ZM14 172V171H13ZM27 172V171H26ZM106 172V171H105ZM104 172V173H105ZM116 172V171H115ZM123 172V171H122ZM121 172V173H122ZM133 172V171H132ZM107 173V172H106ZM120 173V174H121ZM15 174V173H14ZM24 174V173H23ZM108 174V173H107ZM128 174V173H127ZM133 174V173H132ZM99 176V175H98ZM117 176V175H116ZM115 176V177H116ZM102 177V176H101ZM114 177V176H113ZM112 177V178H113ZM160 177V176H159ZM252 177V176H251ZM97 178V177H96ZM122 178H124V177H122ZM91 179V178H90ZM252 179V178H251ZM93 181H94V178L92 179ZM99 180V179H98ZM97 180V181H98ZM90 181V180H89ZM113 182V181H112ZM125 182V181H124ZM132 182H135V181H132ZM139 182V181H138ZM91 183V182H90ZM105 183V182H104ZM114 183V182H113ZM140 183V182H139ZM28 184V183H27ZM94 184V183H93ZM29 185V184H28ZM31 185V184H30ZM117 185V184H116ZM123 185V184H122ZM159 185V184H158ZM12 188H14V185H12ZM93 188V187H92ZM95 188V187H94ZM124 188V187H123ZM104 189H105V187H104ZM184 189V188H183ZM105 191H107V193H108V190H105ZM110 191V190H109ZM176 192V191H175ZM250 192V191H249ZM107 193H105L106 194V196H108L107 195ZM229 193V192H228ZM245 193V192H244ZM103 194V193H102ZM110 195L112 194V193H109ZM162 194V193H161ZM186 194H187V191H186ZM185 194V195H186ZM109 195V196H110ZM188 196V195H187ZM187 196H183V197H187ZM190 196V195H189ZM111 197H113V196H111ZM122 197V196H121ZM127 197V196H126ZM175 197V196H174ZM99 198H104V197H99ZM113 198H116L115 196L113 197ZM113 198H111L112 200H113ZM106 198H104V200H105ZM169 199V198H168ZM241 199V198H240ZM243 199V198H242ZM103 200V199H102ZM110 199H108V201H109ZM124 200H125V197H124ZM134 200V199H133ZM189 200V199H188ZM191 200H193V199H191ZM190 200V201H191ZM115 201H116V199H115ZM114 201V202H115ZM197 201V200H196ZM100 202V201H99ZM113 202V201H112ZM103 203H104V201H103ZM109 203V202H108ZM111 203V202H110ZM133 203V202H132ZM193 203V202H192ZM191 203V204H192ZM105 204H107V203H105ZM114 204H116V202L114 203ZM113 204V205H114ZM129 204V203H128ZM140 204H142V203H140ZM247 204V203H246ZM103 205V204H102ZM112 205V204H111ZM127 205V204H126ZM125 205V206H126ZM135 206V204H132V206ZM188 205V204H187ZM193 205V204H192ZM104 206V205H103ZM118 206V204L116 205V206H114V207H117ZM124 206V207H125ZM129 206H131V205H129ZM138 206V205H137ZM119 207V206H118ZM105 208V207H104ZM195 208H197V207H195ZM209 208V207H208ZM251 208V207H250ZM123 209V208H122ZM125 209H126V207H125ZM130 209H132V208H130ZM129 209V210H130ZM138 209H140V207L138 208ZM187 209V208H186ZM189 209H193V208H189ZM41 210V209H40ZM39 210V213L41 212ZM43 210V209H42ZM107 210V209H106ZM109 210V209H108ZM107 210V211H108ZM128 210V209H127ZM135 210V209H134ZM233 210V209H232ZM125 211V210H124ZM189 211V210H188ZM193 211V210H192ZM229 211V210H228ZM44 211H42V213H43ZM127 212V211H126ZM173 212V211H172ZM179 212V211H178ZM201 212V211H200ZM242 212V211H241ZM245 212V211H244ZM243 212V213H244ZM51 213V212H50ZM132 213V212H131ZM134 213H136V211H134ZM171 213V212H170ZM231 213V212H230ZM121 214H123V213H121ZM154 214H156V213H154ZM172 214V213H171ZM193 214V213H192ZM206 214V213H205ZM225 214V213H224ZM124 215V214H123ZM136 215H137V213H136ZM175 215V214H174ZM187 215V214H186ZM245 215V214H244ZM249 215V214H248ZM52 216V215H51ZM126 216V215H125ZM247 216V215H246ZM40 217V216H39ZM127 217V216H126ZM133 217H134V215H133ZM174 217V216H173ZM182 217V216H181ZM198 217V216H197ZM47 218H50V222L52 221V217H47ZM122 218H124V217H122ZM154 218V217H153ZM136 219V218H135ZM151 219V218H150ZM124 220V219H123ZM125 220H127V218L125 219ZM185 220H186V218H185ZM191 220V219H190ZM120 221V220H119ZM134 221V220H133ZM213 221V220H212ZM121 222H124V221H121ZM127 222V221H126ZM183 222V221H182ZM189 222V221H188ZM205 222V221H204ZM228 222V221H227ZM193 223V222H192ZM207 223V222H206ZM128 224V223H127ZM153 224V223H152ZM190 224V223H189ZM188 224V225H189ZM209 224V223H208ZM212 224V223H211ZM148 225V224H147ZM206 225V224H205ZM225 225V224H224ZM223 225V226H224ZM123 226V225H122ZM120 227V226H119ZM150 227V226H149ZM148 227V228H149ZM153 227V226H152ZM241 227V226H240ZM124 228V227H123ZM226 228V227H225ZM1 229V228H0ZM230 229V228H229ZM123 230V229H122ZM160 230V229H159ZM2 231V230H1ZM126 231V230H125ZM128 231H129V229H128ZM119 232H121L122 233V231H119ZM167 232H168V230H167ZM236 232V231H235ZM255 232V231H254ZM123 237V236H122ZM126 237V236H125ZM153 237V236H152ZM250 237V236H249ZM124 238V237H123ZM126 239V238H125ZM151 239V238H150ZM235 239V238H234ZM246 240V239H245ZM134 241V240H133ZM50 242H52L51 241V239L49 240H46V241H44V243H48V244H50ZM129 243V242H128ZM144 243V242H143ZM158 243V242H157ZM66 244V243H65ZM119 244V243H118ZM155 245V244H154ZM158 245V244H157ZM120 246V245H119ZM169 248V247H168ZM167 248V249H168ZM164 249V248H163ZM170 249V248H169ZM173 249V248H172ZM183 249H184V247H183ZM121 250V249H120ZM159 250H160V248H159ZM177 250V249H176ZM174 250H172V252H173ZM154 252V251H153ZM160 252V251H159ZM165 252V251H164ZM147 253V252H146ZM156 254V253H155ZM169 254V253H168ZM173 254V253H172ZM199 254V253H198ZM157 255V254H156ZM124 256V255H123ZM160 256V255H159ZM163 256V255H162ZM181 256V255H180ZM194 256V255H193ZM139 257V256H138ZM165 257V256H164ZM173 257H175V256H173ZM109 258V257H108ZM114 258V257H113ZM163 258V257H162ZM177 258H179V257H177ZM183 258V257H182ZM198 258V257H197ZM130 259V258H129ZM165 259V258H164ZM131 260V259H130ZM175 260V259H174ZM132 261V260H131ZM161 261V260H160ZM166 261V260H165ZM170 261V260H169ZM176 261H177V259H176ZM147 262V261H146ZM159 262V261H158ZM157 262V263H158ZM163 262V261H162ZM161 262V263H162ZM188 262H190V261H188ZM192 262V261H191ZM156 263V264H157ZM171 263V262H170ZM167 264V263H166Z\"/></svg>","mask_w":264,"mask_h":264},{"label":"water","instance_id":"95a60500","mask_svg":"<svg viewBox=\"0 0 264 264\" xmlns=\"http://www.w3.org/2000/svg\"><path fill=\"white\" fill-rule=\"evenodd\" d=\"M42 1H44V0H42ZM27 2H30V4H32L34 6L33 10L37 11V9L39 7H38V5H35L36 0H29V1L27 0ZM24 5H25L24 3L19 4L15 10L25 9ZM211 5H212V2L209 3V1H206V5L201 6L198 9L196 8V6L191 5V7H190L191 9L183 10L182 12H178L177 13L178 15L176 17H174V19H172L173 17H170L169 21L166 24L167 25L170 24V25L180 26V28H183V30L185 29V30L194 31L193 28H196L197 30H199V29L201 30L205 24L206 18L213 14L212 11L210 12ZM207 13H209V14L207 15ZM174 30L175 29L170 28L169 33H168L170 35V37H174L173 36ZM4 32H6V30ZM170 32H173V33H170ZM148 39L149 38L144 39L146 47H149V48H150V46L154 47L155 44H150L148 42ZM174 40L175 39H173V38L170 39V41L172 43L174 42ZM2 42H4V41H0V43L3 45L2 47H0V50L4 49L5 50L4 52L10 51L9 49L6 50V48L9 46V44H7V43L4 44L5 42L4 43H2ZM31 42L34 43L33 41H31ZM115 42H117V40H115ZM146 42H147V44H146ZM15 43L16 42H14L13 44H15ZM131 46L133 48H135L134 41L131 42ZM14 49H16V48H12L11 50H13V52H14L15 51ZM0 74H2V73H0ZM1 98H2V95L0 97V126H2L1 123H4L3 119H7L6 120L7 121L6 122L7 133L5 132L6 133L5 144L8 145L7 143L12 141L13 142L12 145H14V143L16 144V142H17V144L15 146H18L17 139H14V136H12L14 132L18 136V132H16L17 131L16 125H17L18 120H19L18 115H17L16 111L15 112L13 111V108H12V110H10L9 114L6 116L3 113L6 108L1 107V102H2ZM157 108H156V112H158ZM17 136H16V138H17ZM134 142H136V140H134L132 142H128V143L124 142V148L121 146L122 150H124V152H126L127 150H130V148L132 146L131 144H134ZM122 143L123 142H120V144H122ZM132 150L136 151L137 149L133 146ZM9 154H10V152H9ZM12 156L15 157L13 159H17V157L14 156L13 154H12ZM12 156H11V158H12ZM117 166H119V164H117ZM12 168L13 167L11 166L10 161H6V160L2 161L1 157H0L1 175L3 173L5 175V172H12V170H13ZM15 176L16 177L18 176L17 172H16ZM2 179L4 180L5 177L0 176V185H3ZM15 179H17V178H15ZM198 179L201 182L200 185L195 187L194 190H192V189L188 190V193L191 195H196L199 198L196 200L198 201V204L201 205L200 207L203 210L202 214H199V216H201L200 219L202 220V218H205L204 213H206V216H207V219L209 222H212V220L215 221V220H217L215 218L216 217L215 216L216 204L220 201L219 192L217 191L219 188L217 185L218 183L213 178L212 174L206 173V172L205 173L202 172L201 175L198 176ZM43 189H44V192H48V194H56V188L50 186V183L48 181H46L44 183L42 190ZM1 191H4V189H2ZM151 192L152 193H149V194L152 197H150V198L146 197V199L152 198L150 200V204L152 206L155 204L159 205L160 201L157 199L156 200L154 199V198H157L154 193L159 192V191H157V188H155ZM50 196H52V195H50ZM90 200H93L92 196H90V197L80 196L77 202L78 203H81V202H87L88 203V201H90ZM174 201L178 202V201H180V199L175 198L174 196L170 195V200H169L170 203L169 204L171 205L172 203H174ZM95 204H96V201H95ZM148 207L150 209H152V207H150V206H148ZM208 207L211 209L209 210ZM6 208L7 207H4V205L2 203L0 204V218H1L2 222H4L3 220L6 219V215L8 212L6 210ZM196 210H197V208H196ZM152 222L155 225L154 232H156L161 237H164V236H162V234H159V232L156 230L157 229L156 226H159V220L157 218H155V219H152ZM212 223L214 224V222H212ZM165 224L167 226H170L169 221H167ZM195 224H196L198 230H201V231L203 230L205 232L207 229H209V231H210V229H212V226H213V224H210L209 226H208V224L205 225L206 222L203 223V221H199V222L195 221ZM174 233H175V231L173 230V236H174ZM198 238L200 239V241H198V243H199V247L201 248L198 256L201 257L202 264H207L208 262L211 261L212 252L210 250L208 251L207 249L204 248V239H201L202 237H200V236H198ZM163 240L164 239H161L160 241H163ZM39 241H40L39 238L36 239L35 236L28 230H23V231H20L17 233L14 232V234H12V231H7V233L0 236V264H69L68 258H66V260H64L62 258V257H64L65 253L63 251H60L61 250L60 246L53 244L52 247H48L46 245L45 246L46 249H44V253H43L40 250L43 248V245H42V243H39ZM159 246L160 245H158L157 247H159ZM162 247L163 246H161L160 248H162Z\"/></svg>","mask_w":264,"mask_h":264}]
</instances>
